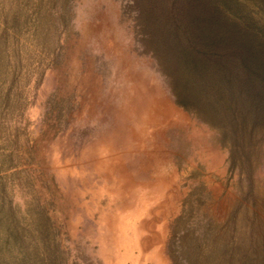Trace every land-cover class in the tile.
Listing matches in <instances>:
<instances>
[{
    "label": "rangeland",
    "instance_id": "1",
    "mask_svg": "<svg viewBox=\"0 0 264 264\" xmlns=\"http://www.w3.org/2000/svg\"><path fill=\"white\" fill-rule=\"evenodd\" d=\"M169 3L0 0V264H264V122L178 102Z\"/></svg>",
    "mask_w": 264,
    "mask_h": 264
},
{
    "label": "trees",
    "instance_id": "2",
    "mask_svg": "<svg viewBox=\"0 0 264 264\" xmlns=\"http://www.w3.org/2000/svg\"><path fill=\"white\" fill-rule=\"evenodd\" d=\"M168 1L174 15L163 18L177 26L176 64L190 73L194 87L191 94L187 81L180 84L178 102L191 110L205 101L216 127H223L222 108L233 124L245 127L250 123L243 119L253 118L264 122V35L258 36L239 9L230 6L234 0ZM169 32L161 33L166 38Z\"/></svg>",
    "mask_w": 264,
    "mask_h": 264
},
{
    "label": "crops",
    "instance_id": "3",
    "mask_svg": "<svg viewBox=\"0 0 264 264\" xmlns=\"http://www.w3.org/2000/svg\"><path fill=\"white\" fill-rule=\"evenodd\" d=\"M138 169H139L140 171L144 170V173L142 174L143 177L140 178V180H143V178H145L146 180H148V179H149V176L151 177V175L148 174V167H143L142 165H139ZM146 180H145V181H146ZM136 183H142V181H139V182H136ZM136 183L133 182L132 185H135ZM146 183H149V182L147 181ZM157 183H159V181L154 182L152 185H157ZM125 184H126V183H125ZM158 195H159V194H158ZM157 198L159 199L160 196L157 197ZM135 245H136V244H135Z\"/></svg>",
    "mask_w": 264,
    "mask_h": 264
}]
</instances>
